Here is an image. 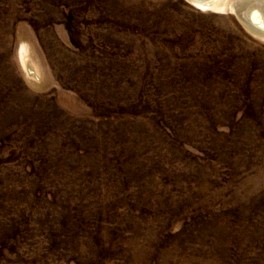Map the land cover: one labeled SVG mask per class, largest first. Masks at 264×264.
<instances>
[{
	"label": "rangeland",
	"instance_id": "obj_1",
	"mask_svg": "<svg viewBox=\"0 0 264 264\" xmlns=\"http://www.w3.org/2000/svg\"><path fill=\"white\" fill-rule=\"evenodd\" d=\"M0 264H264V39L188 0H0Z\"/></svg>",
	"mask_w": 264,
	"mask_h": 264
},
{
	"label": "bare ground",
	"instance_id": "obj_2",
	"mask_svg": "<svg viewBox=\"0 0 264 264\" xmlns=\"http://www.w3.org/2000/svg\"><path fill=\"white\" fill-rule=\"evenodd\" d=\"M194 6L208 10L223 9L233 14L250 32L264 39V0H188ZM221 12V10H220ZM257 20V22H256ZM259 20V22H258Z\"/></svg>",
	"mask_w": 264,
	"mask_h": 264
}]
</instances>
